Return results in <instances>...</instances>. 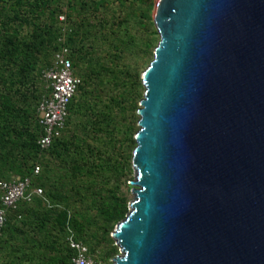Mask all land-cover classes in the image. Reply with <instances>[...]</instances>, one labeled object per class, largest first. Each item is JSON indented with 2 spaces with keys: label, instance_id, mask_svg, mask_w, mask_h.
<instances>
[{
  "label": "water",
  "instance_id": "obj_1",
  "mask_svg": "<svg viewBox=\"0 0 264 264\" xmlns=\"http://www.w3.org/2000/svg\"><path fill=\"white\" fill-rule=\"evenodd\" d=\"M112 264H264V0H158Z\"/></svg>",
  "mask_w": 264,
  "mask_h": 264
},
{
  "label": "trees",
  "instance_id": "obj_2",
  "mask_svg": "<svg viewBox=\"0 0 264 264\" xmlns=\"http://www.w3.org/2000/svg\"><path fill=\"white\" fill-rule=\"evenodd\" d=\"M89 1L93 0H79L77 6L74 3L69 5L76 7L67 14L73 24L67 44L71 50L74 74L81 79V84L69 105L66 130L72 124L75 126L70 129L71 136L65 137V130L63 136L57 138L46 151L61 162H67L71 191L75 194V211L68 218L66 210L49 209L39 198L32 204L22 203L19 209L22 218L11 215L0 238V264H72L74 252L65 242L67 222L77 238L91 251H99L108 264L118 252L110 234L125 218L129 207L125 198L116 191L108 190L105 193V187L99 186L97 181L108 169L116 174L123 170L122 161H114L109 152L115 149L113 139L120 126L113 115L116 110H122L124 98L111 96L102 105L100 92L94 98L86 96L84 87L101 77L96 68L87 70L80 67L86 64L90 49L99 51L105 48L108 52L118 49L114 39H110L114 32H108L115 23H110L99 13L102 4L98 1L94 0L98 6L90 11L93 6ZM57 2L0 0V164L5 166L11 163L12 168L18 169L19 177L33 172L25 160L28 155L37 159L40 157L35 117L37 102L43 93L39 88L41 67L51 64V55L57 49L58 28L55 19L51 23H31L30 17L31 14L35 18L41 16L47 7ZM154 7V1L150 0L149 12ZM58 11L59 6L55 5L51 13L54 15ZM24 25H31L29 32H24ZM104 33L108 37L102 40L99 36ZM88 40L91 41L90 46L95 45L89 50L85 47ZM77 67H80V71ZM97 67H101V64ZM109 83L122 85L123 80L120 82L112 70ZM136 131V127H131L129 132L134 134ZM130 143L136 144L133 135ZM56 182L45 181L41 185L52 203L69 207L71 198L64 193L65 184ZM104 245L109 247L105 250Z\"/></svg>",
  "mask_w": 264,
  "mask_h": 264
},
{
  "label": "rangeland",
  "instance_id": "obj_3",
  "mask_svg": "<svg viewBox=\"0 0 264 264\" xmlns=\"http://www.w3.org/2000/svg\"><path fill=\"white\" fill-rule=\"evenodd\" d=\"M95 1H98L100 4H102V6L99 8V13L104 15L110 21V23H115V26H112L108 32H114L110 39H114L118 49L112 52H108V50L105 48L99 51L90 49L91 53L86 57V64L81 65L80 67L87 70L96 68V70L101 73V77L95 78L91 83L89 82V84L84 87L87 91L86 96L88 98H94V96L100 92V96L102 97V105H105L108 98L111 96H123L124 98L122 110H116L113 115L116 117L117 121L120 122V126L113 139V145L115 146V149L109 152V155H113L114 161H122L123 170L116 174V172L108 169L106 173L102 175V177H98L99 180L97 182L99 183V186L105 187V193H107L108 190L116 191L119 196L126 199L129 206L134 197L132 193L133 187L131 186L130 182L135 176L132 167V153L136 147V144L130 143V137L132 135L135 137V134L139 130V115L137 114V109L139 108V103L142 100L145 92V88L141 81V76L153 60L154 50L160 41L159 33L154 24V16L158 0H153L155 7L151 12L148 10L150 0ZM77 2L79 4V0H58L57 3H53L50 7H47L46 12L41 13V16L35 18L34 16L32 17L31 14L32 18L30 17V22L35 23L39 21H47L51 23L53 22V19H55V24L58 28L56 37V46L58 49L59 35L65 33V38L68 40L69 34L72 31L71 29L73 28V24L72 21L68 19L67 14L75 10ZM73 3L76 5L75 7L69 6ZM88 3L93 6L90 11H94V8L98 6V3L94 2V0L89 1ZM55 5L59 6V11L53 15L51 12H53ZM60 16H65L66 22H61ZM23 28L25 33L29 32L31 25H24ZM104 35H100L99 37L102 40L105 37H108L105 33ZM88 41L89 42L85 43L87 50H89V48L92 46H95H90L89 43L91 41ZM52 56L53 55H51V60ZM98 64H101V67H97ZM47 67L42 66L41 72ZM80 67H77L79 71ZM112 70L115 71V76L118 77L120 82L123 80L122 85L121 83H115V87L109 83L112 76ZM40 79L41 81L39 83V88L43 91V95L47 91V86L41 75ZM135 103L137 104L136 107ZM33 108L34 107H32V110ZM135 108L136 112L134 111ZM76 123L78 124V121H76ZM74 126L75 124H72L69 129L67 128L66 132L64 133V136L66 135L65 137L71 136L70 129L74 128ZM131 127H136L137 129L134 134H130L129 132ZM25 160L31 172V169H33V166L37 163H39L42 167L40 175L37 178L35 177L36 185L42 187L41 183L45 181L51 182V180H57L56 183L62 181L63 184H65L64 193L70 196L71 203L69 207H64L73 214L75 211V194H73V191H71V175L70 172L66 170L67 162H61L60 159H57L46 152L41 154L39 159H37V157L35 158V156L32 158L30 155H28L27 159ZM11 166V163L5 166H1L0 164L1 180L21 176L18 173V169L15 167L12 168ZM47 166H50L51 168L49 169ZM83 189L84 188H81V190ZM114 245L118 248V252L115 255L117 256L120 253V250L116 243ZM104 247L106 250V248L109 246L104 245ZM115 256L113 258H115ZM5 264L9 263L6 262Z\"/></svg>",
  "mask_w": 264,
  "mask_h": 264
},
{
  "label": "built area",
  "instance_id": "obj_4",
  "mask_svg": "<svg viewBox=\"0 0 264 264\" xmlns=\"http://www.w3.org/2000/svg\"><path fill=\"white\" fill-rule=\"evenodd\" d=\"M60 20L66 22V17L60 16ZM58 44L59 48L54 52L51 64L41 73L42 79L46 82L47 91L38 100L36 107L38 126L36 144L40 155L48 151L57 138L63 136L69 117L70 102L81 84V79L74 74L71 50L65 33L59 35ZM41 170V165L37 163L30 175L0 180V238L11 215H16L17 219L22 218L19 213L20 205L22 203L32 204L37 198L43 201L49 209L66 210L68 218L70 217L71 212L68 209L52 203L45 190L34 184V179ZM65 228V242L74 252L71 258L72 264H108L99 251H91L88 245L77 238L68 222Z\"/></svg>",
  "mask_w": 264,
  "mask_h": 264
},
{
  "label": "crops",
  "instance_id": "obj_5",
  "mask_svg": "<svg viewBox=\"0 0 264 264\" xmlns=\"http://www.w3.org/2000/svg\"><path fill=\"white\" fill-rule=\"evenodd\" d=\"M17 177H19V176H17ZM12 178H14V177H12Z\"/></svg>",
  "mask_w": 264,
  "mask_h": 264
}]
</instances>
